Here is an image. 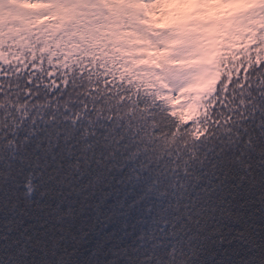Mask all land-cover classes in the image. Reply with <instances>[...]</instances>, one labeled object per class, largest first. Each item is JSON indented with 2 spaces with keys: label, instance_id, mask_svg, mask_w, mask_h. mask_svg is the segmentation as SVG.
Instances as JSON below:
<instances>
[{
  "label": "snow or ice",
  "instance_id": "obj_1",
  "mask_svg": "<svg viewBox=\"0 0 264 264\" xmlns=\"http://www.w3.org/2000/svg\"><path fill=\"white\" fill-rule=\"evenodd\" d=\"M0 264H264V0H0Z\"/></svg>",
  "mask_w": 264,
  "mask_h": 264
},
{
  "label": "rangeland",
  "instance_id": "obj_2",
  "mask_svg": "<svg viewBox=\"0 0 264 264\" xmlns=\"http://www.w3.org/2000/svg\"><path fill=\"white\" fill-rule=\"evenodd\" d=\"M46 10L43 8H34V9H25L24 10V16L23 19L21 21H19L18 23H20V25L22 27H24L25 29L29 30V31H36L37 32V28H35L36 24H40L41 22H43L45 20L46 17ZM158 27H163L165 25H157ZM237 51H239V47L236 48ZM197 88H193L192 91H197ZM183 101H176L177 104L182 103Z\"/></svg>",
  "mask_w": 264,
  "mask_h": 264
},
{
  "label": "trees",
  "instance_id": "obj_3",
  "mask_svg": "<svg viewBox=\"0 0 264 264\" xmlns=\"http://www.w3.org/2000/svg\"><path fill=\"white\" fill-rule=\"evenodd\" d=\"M60 22L57 21L55 17L49 18L48 16L45 17V20L40 24H36L35 28H37V32L40 33L42 36H51L55 37L60 33V29L57 25ZM24 28V27H23Z\"/></svg>",
  "mask_w": 264,
  "mask_h": 264
}]
</instances>
